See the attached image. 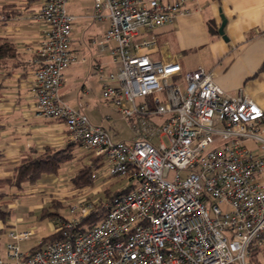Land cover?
I'll use <instances>...</instances> for the list:
<instances>
[{
	"label": "built area",
	"instance_id": "obj_1",
	"mask_svg": "<svg viewBox=\"0 0 264 264\" xmlns=\"http://www.w3.org/2000/svg\"><path fill=\"white\" fill-rule=\"evenodd\" d=\"M191 1L94 0L88 17L109 21L97 45L114 64L95 65L101 95L132 123V141H116L62 98L64 72L81 59L67 0H43L31 14L43 25L32 87L38 114L64 121L71 142L132 187L84 231L76 227L92 204L72 205V214L83 206L81 215L60 218L63 236L38 249L20 247L32 229L9 227L0 264H255L251 254L264 246V109L226 92L203 67L184 71L149 54L155 30L191 12Z\"/></svg>",
	"mask_w": 264,
	"mask_h": 264
},
{
	"label": "crops",
	"instance_id": "obj_2",
	"mask_svg": "<svg viewBox=\"0 0 264 264\" xmlns=\"http://www.w3.org/2000/svg\"><path fill=\"white\" fill-rule=\"evenodd\" d=\"M42 3L43 0H0V37L12 41L17 51L16 58L0 68V150L3 153L0 176L5 178H13L15 169L24 159L35 158L47 149L62 150L73 143L64 121L45 118L35 108L33 75L38 67L37 50L43 25L32 20L31 14ZM7 5L20 8V13L6 17L4 7ZM190 6L191 12L155 30L158 45L149 50L151 57L162 61L177 60L184 71L203 67L213 72L215 81L226 92L238 94L242 91L264 109V0H192ZM91 14H76L78 19L73 26L71 48L81 59L65 70L61 95L67 104L86 113L94 124L111 129L119 120L114 116L118 112L101 95L102 83L95 70L96 64L114 69L110 52L101 51L97 45L104 37L109 21L90 20ZM222 15L226 19L224 34L227 40L219 33ZM73 154L74 158L69 162L76 160V163L63 165L57 173L44 174L24 190L6 188V196L15 197L26 192L31 199H37L29 205L31 212L49 207V210L59 212L65 204L71 207L94 195L97 200L91 202L93 208L105 199L100 195L104 193L105 196L106 187L112 182L105 174H97L104 165L100 160L93 184L75 186L72 178L77 170L84 163L90 164L91 158L96 156L78 144ZM1 206L11 216L19 204L6 201ZM81 208L83 206L79 205L76 213H71L72 217H78ZM17 218L18 221L13 218L7 225L2 219L1 228L7 226V233L9 227L22 222L21 215ZM53 222L56 223L48 218L51 232L47 235L56 231L57 227L51 226Z\"/></svg>",
	"mask_w": 264,
	"mask_h": 264
},
{
	"label": "trees",
	"instance_id": "obj_3",
	"mask_svg": "<svg viewBox=\"0 0 264 264\" xmlns=\"http://www.w3.org/2000/svg\"><path fill=\"white\" fill-rule=\"evenodd\" d=\"M4 12L6 17L12 18L20 13V8H17L14 5H7L4 7ZM16 54L17 51L14 43L10 40L0 37V68L8 65L9 60L15 59ZM76 145L77 144L75 143H71L67 148L62 150L47 149L43 154L35 158L24 159L23 162L15 169L13 178H5L3 176H0V200L7 195L6 188L14 187L18 190H24L27 185L35 184L44 174L57 173L63 165L74 158L73 151ZM2 156L3 153L0 150V157ZM99 161V157L91 158L90 164L84 163L83 166L77 170L72 178L75 186L86 187L93 184L95 169L100 167L98 165ZM131 187L132 185H129L128 187L117 191L106 189L105 199L99 201L94 205L91 212L81 219L78 226L76 227V230L84 231L102 220L110 210V204L112 203L113 199L127 192ZM49 209L50 207L43 208L42 214L44 217L55 220L57 222V227H59V218L68 220V218L63 217L59 212L53 210L51 211ZM6 216L7 213L2 209V206L0 205V218L5 219ZM62 236V232L55 231L42 238L40 243L32 247L31 249H38L44 243L60 239ZM263 249L264 246L259 247L255 249L254 252H252V261L257 262V256ZM257 264L260 263L257 262Z\"/></svg>",
	"mask_w": 264,
	"mask_h": 264
},
{
	"label": "rangeland",
	"instance_id": "obj_4",
	"mask_svg": "<svg viewBox=\"0 0 264 264\" xmlns=\"http://www.w3.org/2000/svg\"><path fill=\"white\" fill-rule=\"evenodd\" d=\"M93 4V0H67L66 10L70 14L75 13L73 15L77 17L78 15L76 14L78 13H83V15H89L92 13ZM70 8H72V10ZM112 113L115 114L114 110H112ZM114 116H117L119 118V120H116L115 122L116 127L110 129L109 126H106L109 127L112 137L116 141H132L136 137V132L135 129L132 127V123L128 119L123 117L121 114L116 113ZM76 162V160L68 162L66 163V166L72 165ZM97 174L99 176H104L105 174L107 180L112 182L106 187V189H110L111 191L122 190L132 184V181H130L128 178L110 175V165L107 162L100 168ZM100 196L101 198H105L104 193H102ZM84 200L93 203V201L97 199H95L93 195L84 198L83 201ZM6 201H8V203L12 201H17L19 204V207L17 206L16 208H14L15 213L11 216L7 215V217L5 218L6 225L13 218L18 221L17 217L21 215L23 217V220L22 222H18L16 226L23 227L26 229H32L34 231V235L29 240L20 242L21 249L23 251H29L32 247L38 245L39 241L44 238L49 232H51V229H49L48 227V218L43 216L42 210L39 208H36L33 212H31L32 209L29 205L32 202H36L37 199H31L30 195L26 192H23L15 197L5 196L0 200V205ZM58 211L64 217L70 218L73 216L71 214V207L67 204H65L64 207H60ZM78 215L80 216L81 213H79ZM0 221H2L1 218ZM51 226L57 227V222H53ZM6 228L7 226H3L2 228L0 226V257L2 258H6V248L8 243V233H6ZM257 262L260 264H264V249L258 254ZM257 262L254 263L257 264Z\"/></svg>",
	"mask_w": 264,
	"mask_h": 264
},
{
	"label": "water",
	"instance_id": "obj_5",
	"mask_svg": "<svg viewBox=\"0 0 264 264\" xmlns=\"http://www.w3.org/2000/svg\"><path fill=\"white\" fill-rule=\"evenodd\" d=\"M222 18H223V22H222V24H221V26H220V28H219V33L221 34V35H223L224 36V38L227 40V37L225 36V34H224V27H225V24H226V19H225V17L222 15Z\"/></svg>",
	"mask_w": 264,
	"mask_h": 264
}]
</instances>
